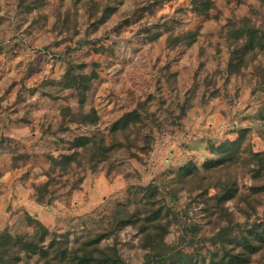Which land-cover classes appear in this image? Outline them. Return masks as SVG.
Instances as JSON below:
<instances>
[{
	"label": "rangeland",
	"instance_id": "rangeland-1",
	"mask_svg": "<svg viewBox=\"0 0 264 264\" xmlns=\"http://www.w3.org/2000/svg\"><path fill=\"white\" fill-rule=\"evenodd\" d=\"M213 3L197 14L191 0H0V264H73L105 231L97 247L143 264V234L109 216L121 204L143 216L149 185L169 223L165 242L198 257L219 247L221 227L234 236L264 218L253 155L264 153V0ZM191 30L190 44L169 42ZM249 30L244 59L237 47ZM234 53L246 63L230 73ZM70 68L95 74L82 109L66 85ZM139 105L145 124L133 145L96 161L83 152L91 135L113 146L112 124ZM236 139L238 158L206 171ZM185 167L201 172L204 189L175 182ZM217 193L229 195L220 207ZM248 264H264V249Z\"/></svg>",
	"mask_w": 264,
	"mask_h": 264
},
{
	"label": "trees",
	"instance_id": "trees-1",
	"mask_svg": "<svg viewBox=\"0 0 264 264\" xmlns=\"http://www.w3.org/2000/svg\"><path fill=\"white\" fill-rule=\"evenodd\" d=\"M193 9L197 14H206L212 6H214L213 0H191ZM33 2L25 4L23 7L28 10L33 6ZM63 20V21H62ZM61 25H64L65 19H62ZM65 20V21H64ZM103 20V15L96 18L97 22ZM242 33V28L238 30ZM196 30H191L185 33H181L178 36H172L169 40L172 44L176 45L178 43L190 44L193 39ZM248 42L239 45L238 51L241 52V46L244 50L243 58L245 59L247 54V49H252L253 45V33L251 30L248 31ZM233 58L235 61H230L228 71L230 73H236L240 66L243 65L245 60L242 58L241 53H234ZM233 63H235L233 65ZM239 64V65H237ZM82 68L83 65H78ZM235 68V69H232ZM238 68V69H237ZM67 72V83L68 87L76 90L79 100V107L83 108V103L86 98V92L91 85L92 79L95 77L94 72L91 75L78 74L73 72L70 68ZM144 104V103H143ZM144 108L139 107L124 113L112 124L109 135L113 140L111 147L104 144L103 135L95 136L91 135L88 137H83L82 143H80L83 152L87 150H92L96 152V160L101 157L107 158V153L104 151H109L112 147H118L119 145H124L129 148L136 141L135 137L138 135V131L145 124L143 118L141 117V111ZM79 121H83L82 114H79ZM136 133L134 138L131 137L132 133ZM135 135V134H134ZM150 133L143 135L141 140L143 141L145 148L150 147L149 138ZM122 138L123 143L120 141ZM240 139L232 141H224L219 146L218 158L213 160H208L203 165L206 171H210L219 164L226 165L235 161L238 157V149L240 145ZM78 152L74 151L69 155H63L61 157L60 163L66 165L73 159L76 160ZM257 163L264 171V153H254ZM220 168L222 166H219ZM201 172L194 170L191 167H185L179 175L175 177V182L177 184H182L188 191L202 190L205 188L203 183V178L200 177ZM168 183H173L169 181ZM146 192V199L143 205L145 206V214L139 216L136 213H130L127 209V205H117L114 207L110 213V218L115 223L120 225L130 224L135 226L143 234V247L146 248L145 262L143 264H248L251 262L253 256L264 249V218L257 222L251 223L250 227L244 231L239 232L238 235L230 236L228 226L221 227L219 231L214 235V242H219V247L214 250L209 251L208 259L204 257H198L194 255V252H186L182 249H176L165 242V234L168 229L169 223L165 221L161 215V205L154 207L155 195L159 191L157 185H149L144 187ZM217 204L220 207L224 200L229 198L227 193L215 195ZM220 210H223L220 209ZM230 227V226H229ZM108 235V232L97 233L92 237L86 245H92L91 248L86 247L81 250V254H74L71 262L73 264H122V260L118 255L114 247L109 250H104L97 247V244ZM9 239V236H7Z\"/></svg>",
	"mask_w": 264,
	"mask_h": 264
}]
</instances>
